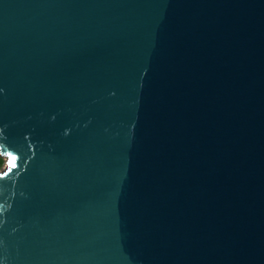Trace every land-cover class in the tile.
Segmentation results:
<instances>
[{
	"label": "water",
	"instance_id": "water-1",
	"mask_svg": "<svg viewBox=\"0 0 264 264\" xmlns=\"http://www.w3.org/2000/svg\"><path fill=\"white\" fill-rule=\"evenodd\" d=\"M0 156V264H264V0H0Z\"/></svg>",
	"mask_w": 264,
	"mask_h": 264
},
{
	"label": "trees",
	"instance_id": "trees-1",
	"mask_svg": "<svg viewBox=\"0 0 264 264\" xmlns=\"http://www.w3.org/2000/svg\"><path fill=\"white\" fill-rule=\"evenodd\" d=\"M4 164H5L4 158L0 156V170Z\"/></svg>",
	"mask_w": 264,
	"mask_h": 264
},
{
	"label": "snow or ice",
	"instance_id": "snow-or-ice-1",
	"mask_svg": "<svg viewBox=\"0 0 264 264\" xmlns=\"http://www.w3.org/2000/svg\"><path fill=\"white\" fill-rule=\"evenodd\" d=\"M15 160H16V158H15V157H11V159H10V163H12V164H13V166H15V165H14V163H13Z\"/></svg>",
	"mask_w": 264,
	"mask_h": 264
},
{
	"label": "rangeland",
	"instance_id": "rangeland-1",
	"mask_svg": "<svg viewBox=\"0 0 264 264\" xmlns=\"http://www.w3.org/2000/svg\"><path fill=\"white\" fill-rule=\"evenodd\" d=\"M4 168H5V164L2 166V168H1V170H0V171H2Z\"/></svg>",
	"mask_w": 264,
	"mask_h": 264
}]
</instances>
